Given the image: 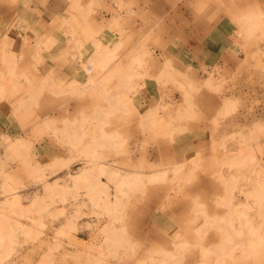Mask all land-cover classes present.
<instances>
[{
  "label": "rangeland",
  "instance_id": "obj_1",
  "mask_svg": "<svg viewBox=\"0 0 264 264\" xmlns=\"http://www.w3.org/2000/svg\"><path fill=\"white\" fill-rule=\"evenodd\" d=\"M91 263L264 264V0H0V264Z\"/></svg>",
  "mask_w": 264,
  "mask_h": 264
},
{
  "label": "bare ground",
  "instance_id": "obj_2",
  "mask_svg": "<svg viewBox=\"0 0 264 264\" xmlns=\"http://www.w3.org/2000/svg\"><path fill=\"white\" fill-rule=\"evenodd\" d=\"M88 173H89V172L86 173V176H87ZM76 178H79V177H76ZM111 230H112V231H111ZM111 230H110V231L112 232V234L115 233V235H116V233L118 232V231H117V232H114L115 230H113V229H111ZM120 231H121V230H120ZM120 231H119V232H120ZM119 232H118V233H119ZM126 232H127V231H126ZM118 233H117V236L120 234V233H119V234H118ZM123 234H124V233H123ZM128 234H129V233H128ZM115 235H112V236L110 237V238H112V242H114V241H113V240H114V237H117V236H115ZM151 235H152V234H151ZM153 235H154V233H153ZM120 236H121V237H120ZM119 237H120V238H122V237L124 238V235H123V236H122V235H119ZM119 237L117 238L118 240H119ZM125 237H126V236H125ZM115 239H116V238H115ZM125 239H127V237H126ZM125 239H124V240H125ZM129 240H130V239H129ZM160 241H161V240H160ZM128 242H129V241H128ZM163 242H164V241H163ZM122 243H123V242H122ZM108 244H109V243H108ZM111 244H112V243H111ZM132 244H134V243H132ZM160 244H161V243H160ZM114 252H116V251H114ZM114 256H115V254H114ZM120 258H121V257H120ZM157 259H158V258H157ZM155 260H156V259H155ZM91 262L93 263L92 260H91ZM94 262H96V261H94ZM89 263H90V262H89ZM92 263H91V264H92ZM97 264H98V263H97Z\"/></svg>",
  "mask_w": 264,
  "mask_h": 264
}]
</instances>
